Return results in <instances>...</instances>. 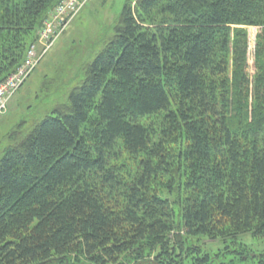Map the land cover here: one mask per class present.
I'll return each instance as SVG.
<instances>
[{
	"label": "trees",
	"instance_id": "trees-1",
	"mask_svg": "<svg viewBox=\"0 0 264 264\" xmlns=\"http://www.w3.org/2000/svg\"><path fill=\"white\" fill-rule=\"evenodd\" d=\"M61 1L0 0V82ZM135 1L68 103L2 148L0 264H264L199 245L264 238V0Z\"/></svg>",
	"mask_w": 264,
	"mask_h": 264
},
{
	"label": "rangeland",
	"instance_id": "rangeland-1",
	"mask_svg": "<svg viewBox=\"0 0 264 264\" xmlns=\"http://www.w3.org/2000/svg\"><path fill=\"white\" fill-rule=\"evenodd\" d=\"M81 1L84 3L82 8L69 20L65 30L52 42L47 51H45L44 40L41 41L40 33L44 22L53 14L57 6L47 11L42 24L34 31L35 37L30 47L36 45L41 59L24 85L11 99L8 110L0 114V152L10 140L21 138L55 107L68 103L70 91L82 81L91 60L113 36L114 27L120 22V14L125 3L136 2L135 0ZM242 27L247 31L246 43L245 45L235 44V37L233 54L242 53L250 74L254 75L257 66L256 49L259 27ZM233 64L234 59L230 63L231 75ZM232 87L231 82L230 88ZM122 160L126 163L136 161L125 151H123ZM200 241L199 245L204 251L209 252L211 256L219 254L221 258L226 257L227 262L236 259L231 252H227V246L233 249L235 245L231 241L243 242L258 253L264 250V238H256L250 234H244L234 240L203 236Z\"/></svg>",
	"mask_w": 264,
	"mask_h": 264
},
{
	"label": "built area",
	"instance_id": "built-area-1",
	"mask_svg": "<svg viewBox=\"0 0 264 264\" xmlns=\"http://www.w3.org/2000/svg\"><path fill=\"white\" fill-rule=\"evenodd\" d=\"M83 4L81 0H62L57 5L55 11L44 22L41 29V41L44 40L45 51L62 34L69 20L79 12ZM40 59L41 57L38 56L37 47L34 44L29 47L24 63L0 82V114H4L8 110L11 99L32 74Z\"/></svg>",
	"mask_w": 264,
	"mask_h": 264
}]
</instances>
